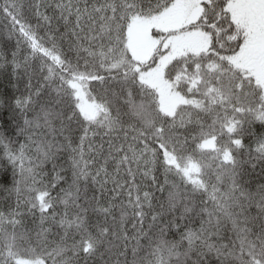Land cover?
Instances as JSON below:
<instances>
[{
    "label": "snow or ice",
    "instance_id": "1",
    "mask_svg": "<svg viewBox=\"0 0 264 264\" xmlns=\"http://www.w3.org/2000/svg\"><path fill=\"white\" fill-rule=\"evenodd\" d=\"M0 18V264H264V0Z\"/></svg>",
    "mask_w": 264,
    "mask_h": 264
},
{
    "label": "trees",
    "instance_id": "2",
    "mask_svg": "<svg viewBox=\"0 0 264 264\" xmlns=\"http://www.w3.org/2000/svg\"><path fill=\"white\" fill-rule=\"evenodd\" d=\"M4 21L2 18H0V45L5 43L6 40V34H5V30H4ZM9 46L14 45L15 44V38H13L10 41H7Z\"/></svg>",
    "mask_w": 264,
    "mask_h": 264
}]
</instances>
